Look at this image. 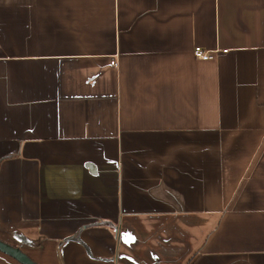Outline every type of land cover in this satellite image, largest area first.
Returning a JSON list of instances; mask_svg holds the SVG:
<instances>
[{
	"label": "crops",
	"instance_id": "obj_1",
	"mask_svg": "<svg viewBox=\"0 0 264 264\" xmlns=\"http://www.w3.org/2000/svg\"><path fill=\"white\" fill-rule=\"evenodd\" d=\"M0 240L264 264V0H0Z\"/></svg>",
	"mask_w": 264,
	"mask_h": 264
},
{
	"label": "water",
	"instance_id": "obj_2",
	"mask_svg": "<svg viewBox=\"0 0 264 264\" xmlns=\"http://www.w3.org/2000/svg\"><path fill=\"white\" fill-rule=\"evenodd\" d=\"M0 251L14 258L21 264H33L32 260L18 247H14L0 240Z\"/></svg>",
	"mask_w": 264,
	"mask_h": 264
},
{
	"label": "built area",
	"instance_id": "obj_3",
	"mask_svg": "<svg viewBox=\"0 0 264 264\" xmlns=\"http://www.w3.org/2000/svg\"><path fill=\"white\" fill-rule=\"evenodd\" d=\"M227 51H228L227 49H219V48H215V49H203L200 46H196V47L193 48V55L198 60H211V59H214V57L217 54H224ZM110 63L113 66H116L117 65L116 57H114L110 61Z\"/></svg>",
	"mask_w": 264,
	"mask_h": 264
},
{
	"label": "flooded vegetation",
	"instance_id": "obj_4",
	"mask_svg": "<svg viewBox=\"0 0 264 264\" xmlns=\"http://www.w3.org/2000/svg\"><path fill=\"white\" fill-rule=\"evenodd\" d=\"M17 261V260H16Z\"/></svg>",
	"mask_w": 264,
	"mask_h": 264
}]
</instances>
